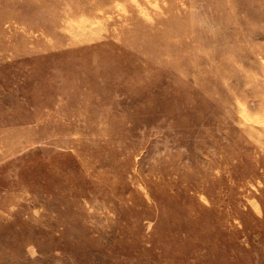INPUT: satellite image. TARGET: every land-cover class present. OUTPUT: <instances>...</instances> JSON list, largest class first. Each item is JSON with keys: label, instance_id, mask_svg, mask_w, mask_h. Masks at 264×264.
I'll list each match as a JSON object with an SVG mask.
<instances>
[{"label": "rangeland", "instance_id": "obj_1", "mask_svg": "<svg viewBox=\"0 0 264 264\" xmlns=\"http://www.w3.org/2000/svg\"><path fill=\"white\" fill-rule=\"evenodd\" d=\"M0 264H264V0H0Z\"/></svg>", "mask_w": 264, "mask_h": 264}, {"label": "bare ground", "instance_id": "obj_2", "mask_svg": "<svg viewBox=\"0 0 264 264\" xmlns=\"http://www.w3.org/2000/svg\"><path fill=\"white\" fill-rule=\"evenodd\" d=\"M141 34V33H140ZM160 90V89H159Z\"/></svg>", "mask_w": 264, "mask_h": 264}]
</instances>
